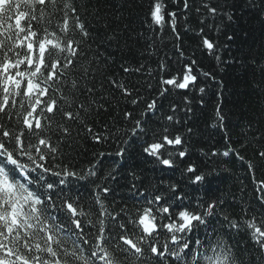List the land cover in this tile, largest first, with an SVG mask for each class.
Wrapping results in <instances>:
<instances>
[{"label": "snow or ice", "instance_id": "snow-or-ice-1", "mask_svg": "<svg viewBox=\"0 0 264 264\" xmlns=\"http://www.w3.org/2000/svg\"><path fill=\"white\" fill-rule=\"evenodd\" d=\"M137 3L140 32L131 21L121 28L124 16L107 0H0V264H264V43L229 57L254 98L239 133L229 131L228 85L196 58L226 63L219 40L236 23L233 10L242 3L264 25V0ZM169 28L179 44L152 61ZM174 92L182 103L166 109ZM121 101L134 106L120 114L131 127L121 134L105 124L101 132L97 118ZM195 104L205 131L219 136L210 148ZM89 142L109 148L85 165L77 157ZM133 154L181 179L149 190L132 168L121 185ZM217 160L246 173L240 197L193 198L180 187L208 183Z\"/></svg>", "mask_w": 264, "mask_h": 264}, {"label": "trees", "instance_id": "trees-1", "mask_svg": "<svg viewBox=\"0 0 264 264\" xmlns=\"http://www.w3.org/2000/svg\"><path fill=\"white\" fill-rule=\"evenodd\" d=\"M103 3V0H102ZM115 5V7H113ZM123 7V11H121V6ZM135 5V6H134ZM106 7L111 11L116 13L117 15H123L124 21L121 23V28H123L129 21H131V26L137 30V32L142 31L141 21L143 20V12L141 11L137 0H132V3H126L125 0H107ZM171 8L174 10L176 8L175 5H171ZM189 18L192 17V13H189ZM234 17L237 18L236 23L231 24L229 27L224 29V35L220 36L219 43L221 45H227L228 47L222 48L221 55L223 56L224 61L226 63L222 64L219 68L215 66L214 61H209L204 57L199 55V52L196 54V58L202 63L203 69L207 71H214L216 73L217 79L223 78L225 83L228 85L227 93L231 95L226 96L228 102V111H229V131L239 133L241 131V124L244 121L243 113L247 111V106L251 103H254V98L247 91L246 87V79L244 77V72L242 69L238 67L234 62H228L229 57L231 56H239L243 52H247L249 49H258L259 46L264 43V25H261L260 22L254 18V16L249 14V11L243 7L242 3H238L237 8L233 10ZM212 21L209 20V25H211ZM219 23V21H217ZM227 23V22H225ZM179 31L181 34L184 32L185 26V17L180 16L179 22ZM190 27H194V25H189ZM211 36L215 37L218 35L215 31L209 33ZM233 35L234 39L232 41H228L226 39L227 35ZM133 37H135L136 33H131ZM192 33H189L188 36L183 38V43L185 49L191 53L192 49L195 47L193 43H191L189 37ZM179 44V41L175 40V37L171 35L170 28L167 29L164 33V41L158 42L159 53L158 55H154L151 60H158L163 56L167 55L169 57L172 56L174 51V45ZM135 45H133V50H135ZM103 51V49L101 50ZM109 51H113V49H109ZM120 52L115 53L114 59L120 57ZM137 55H139L137 53ZM151 63V61H147ZM155 67V64H152ZM119 67V64L116 65ZM118 79L123 75L122 73H116ZM125 79L131 80L133 83L137 82L136 77H127L124 76ZM179 91V90H176ZM237 93H244L243 95H237ZM148 95V93H145ZM151 97H155V93H151ZM175 101L176 103H182L179 95H176L175 92L172 96L168 98L167 101H162L167 109V105L171 102ZM133 105L130 103H125L121 101L120 104L111 111L110 115H102L98 117L96 120L97 126L100 128V131H104L103 125H108L113 129V132H120L123 134L125 130L131 127L130 123L122 121L121 113L125 110H132ZM196 109V126L204 132L203 139L201 140L207 147H212L215 145L216 140L219 139V136L212 138L211 133L213 129L209 127L205 131V112L201 110L199 104L194 105ZM211 107V105H209ZM143 105L140 108H136L134 115H139ZM183 117V113L180 114ZM236 136H233V139H236ZM199 139V138H194ZM109 148L108 144L103 145H93L89 142L87 145L81 144V155L77 157V161H83L84 164H87V160L91 159L93 154L98 153L100 151H106ZM194 154L198 153V149H193ZM248 155H251L249 152ZM110 163V159L105 161L107 165ZM214 167L215 170L211 172L208 176V183L195 188V186H189L187 188L184 187L183 184L180 187L189 193V195L193 198L196 197H204L206 193L220 196L232 202L233 194L237 197H240L242 193L239 189L243 187H247V184H241V178L246 176V173L240 169L239 163L236 165V169L233 171L230 165L220 164L219 160L216 161V165L211 166ZM135 168L137 172H139L145 179V186L152 190L154 185L161 179L171 178L173 181H179L181 179L179 172L172 171H161L158 166H154L153 164L146 163L145 160L141 157L133 154L131 157L127 158L124 164L123 175L118 177L119 183L121 185L126 184L128 180L124 177L127 176V172L129 169ZM259 175V173H258ZM250 182V178H249ZM117 187V185H113ZM121 193H117L119 196ZM252 191L251 188H248L246 199H251ZM129 203H131L129 201ZM196 235H201V233H197Z\"/></svg>", "mask_w": 264, "mask_h": 264}]
</instances>
